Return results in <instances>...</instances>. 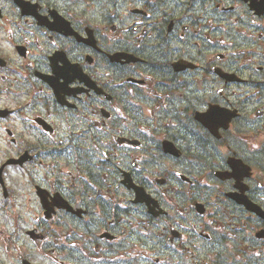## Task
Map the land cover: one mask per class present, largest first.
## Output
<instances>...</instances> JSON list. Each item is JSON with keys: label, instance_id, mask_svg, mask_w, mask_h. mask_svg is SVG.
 <instances>
[{"label": "flooded vegetation", "instance_id": "af4514ba", "mask_svg": "<svg viewBox=\"0 0 264 264\" xmlns=\"http://www.w3.org/2000/svg\"><path fill=\"white\" fill-rule=\"evenodd\" d=\"M21 1L0 0V264H264V0ZM210 107L236 113L218 135Z\"/></svg>", "mask_w": 264, "mask_h": 264}, {"label": "water", "instance_id": "95a60500", "mask_svg": "<svg viewBox=\"0 0 264 264\" xmlns=\"http://www.w3.org/2000/svg\"><path fill=\"white\" fill-rule=\"evenodd\" d=\"M234 113L218 109L217 107H210L205 112L197 113L196 118L207 127L212 133H217L219 127L226 128L229 121L234 116ZM234 175V174H232Z\"/></svg>", "mask_w": 264, "mask_h": 264}, {"label": "rangeland", "instance_id": "374dc122", "mask_svg": "<svg viewBox=\"0 0 264 264\" xmlns=\"http://www.w3.org/2000/svg\"><path fill=\"white\" fill-rule=\"evenodd\" d=\"M82 3V2H81ZM83 6V4H82ZM96 6H99V5H96ZM87 8H88V17H91V18H96L98 17V14H97V9L95 8L94 6V2H89L87 4ZM249 114V113H248ZM247 115V114H246ZM248 116V115H247Z\"/></svg>", "mask_w": 264, "mask_h": 264}]
</instances>
